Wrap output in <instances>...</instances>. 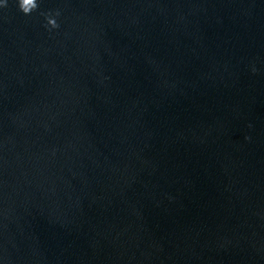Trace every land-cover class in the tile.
Here are the masks:
<instances>
[{"label": "water", "instance_id": "water-1", "mask_svg": "<svg viewBox=\"0 0 264 264\" xmlns=\"http://www.w3.org/2000/svg\"><path fill=\"white\" fill-rule=\"evenodd\" d=\"M37 3L0 6V264H264V0Z\"/></svg>", "mask_w": 264, "mask_h": 264}, {"label": "clouds", "instance_id": "clouds-1", "mask_svg": "<svg viewBox=\"0 0 264 264\" xmlns=\"http://www.w3.org/2000/svg\"><path fill=\"white\" fill-rule=\"evenodd\" d=\"M7 0H4V3L0 6H6ZM19 7L25 14H31L34 10L38 8L37 0H19ZM58 16L59 13H56ZM48 24L52 28H58L59 24L57 23V20L51 16L48 17Z\"/></svg>", "mask_w": 264, "mask_h": 264}]
</instances>
